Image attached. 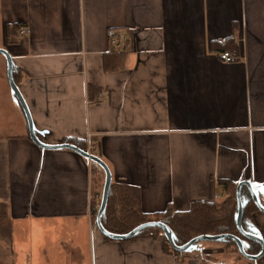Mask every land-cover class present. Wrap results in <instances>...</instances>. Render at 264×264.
<instances>
[{"label": "crops", "instance_id": "obj_1", "mask_svg": "<svg viewBox=\"0 0 264 264\" xmlns=\"http://www.w3.org/2000/svg\"><path fill=\"white\" fill-rule=\"evenodd\" d=\"M224 43L239 61L218 59ZM0 49L36 139L98 156L112 182L140 191L142 212L224 203L226 181L250 182L264 207V0H0ZM6 62L0 209L11 235H0V264H264L222 246L202 248L204 260L175 255L162 235L108 239L92 214L104 191L92 160L34 142ZM248 221L264 240V212Z\"/></svg>", "mask_w": 264, "mask_h": 264}, {"label": "trees", "instance_id": "obj_2", "mask_svg": "<svg viewBox=\"0 0 264 264\" xmlns=\"http://www.w3.org/2000/svg\"><path fill=\"white\" fill-rule=\"evenodd\" d=\"M226 49L222 51H230L239 53L237 47L229 48L227 43ZM221 53V52H220ZM14 68H13V78L16 81L14 76ZM16 83V82H15ZM66 144L74 145L80 149H82L78 143L76 142H65ZM83 150V149H82ZM85 150V149H84ZM86 151V150H85ZM91 155L99 158L98 156L91 153ZM100 159V158H99ZM95 167V175H98L100 178L98 182H101V186L105 185L106 172L105 168L96 161H92ZM101 174H98V170ZM226 185V189L228 192V199L222 204L218 205L214 202H193L191 205V209L188 211H175L172 207H168L165 211L155 213V214H147L142 212V201L141 194L137 188L120 185L112 182L108 202L105 207V210L101 216V226L105 230V232L116 235L123 236L134 229H136L139 225L146 224L149 222H160L166 225L167 229L172 233L173 240L175 244L179 246H184L189 243L191 240L198 236L207 235V236H216L221 234H232L234 236H238L241 239L245 240L244 249L245 252L252 256L256 254H260L262 251V246L259 243H255L243 235L237 229V214H238V202H237V188L238 184L232 182H223ZM247 197L249 200V204L254 205L255 208L253 210L248 211L249 207L244 202V198ZM241 201L243 202V218H242V227L246 233L253 234V231L248 227L245 220L251 213L258 211V207H256L254 201L252 200V196L246 186L241 188ZM247 207V208H246ZM214 210V212L211 211ZM207 213L213 215V220L208 219L207 221ZM201 218L204 219L200 220ZM96 219V218H95ZM215 226L213 230L206 228V225ZM97 225V219H96ZM152 235V236H161L164 235L163 230L160 227H149L142 230L136 236L140 235ZM0 235L5 238H10L11 231L9 227V223L7 220L5 209H0ZM135 236V237H136ZM165 236V235H164ZM133 238V237H132ZM131 238V239H132ZM108 239H111L108 237ZM181 239L183 241L181 242ZM114 240V239H111ZM219 242L223 241L226 243V251L231 252L235 251L238 254L239 250L234 240L231 239H221ZM252 244L251 246H256V253H250V247L248 244ZM197 245V243L195 244ZM163 248L166 252L173 253L175 255H181L176 250H174L168 240L166 239L163 243ZM258 250V251H257ZM187 252V251H186ZM241 255V254H240Z\"/></svg>", "mask_w": 264, "mask_h": 264}, {"label": "water", "instance_id": "obj_3", "mask_svg": "<svg viewBox=\"0 0 264 264\" xmlns=\"http://www.w3.org/2000/svg\"><path fill=\"white\" fill-rule=\"evenodd\" d=\"M0 54L4 55L6 60H7V76H8V81H9V85L12 89V91L14 92V94L17 96L18 98V101H20V103L22 104L24 110H25V113H26V116L28 118V122H29V126H30V133H31V137L32 139H34V142L39 145L40 147L42 148H45L46 150L47 149H70V150H73L79 154H81L82 156L86 157V158H89L90 160L92 161H96V162H99L104 168H105V172H106V179H105V185H104V191H103V197H102V204H101V207H100V210L97 214V228H99V230L106 236V237H109L111 239H115V240H129L131 239L132 237H135L138 233H140L142 230L146 229V228H149V227H160L163 232H164V235L166 237V239L168 240L170 246L180 252V253H185L187 250H189L190 248H192L193 245H195L196 243H199L201 241H218V240H221V239H231V240H234L237 247H238V250L239 252L242 254V256H244L245 258L247 259H251V260H255L256 258L260 257L261 255L259 256H250L248 255L246 252H245V249H244V243L243 241L241 240L240 237L238 236H234L232 234H221V235H216V236H207V235H202V236H198L196 238H194L193 240H191L189 243H187L186 245L184 246H177L173 240V235L172 233L167 229L166 225L163 224V223H160V222H149V223H146V224H142V225H139L136 229H134L133 231H131L130 233L126 234V235H123V236H116V235H111L107 232H105V230L103 229V227L101 226V216L105 210V207L107 205V202H108V196H109V191H110V187H111V184H112V176H111V173L108 169V167L106 166V164L104 162H102L101 159L91 155L89 152H86L74 145H71V144H61V145H57V146H47V145H44V144H41L35 137L34 135V132H33V127H32V122H31V118L29 116V112H28V109L24 103L23 100V97L21 95V92L19 91V88L17 86V84L15 83L14 81V78H13V60H12V57L11 55L3 50V49H0ZM243 186H246L252 196V199L256 205V207H258V209L262 212H264V207H262L259 199H258V196L257 194H255V191H254V188L253 186L251 185L250 182H247V181H241L239 184H238V188H237V202H238V214H237V220H235L237 222V229L238 231L240 232L241 235H243L245 238L251 240V241H254L255 243H260L262 245H264V241L260 238H258L256 235L254 234H250V233H246L245 230L243 229L242 227V218H243V205H242V201H241V188Z\"/></svg>", "mask_w": 264, "mask_h": 264}, {"label": "built area", "instance_id": "obj_4", "mask_svg": "<svg viewBox=\"0 0 264 264\" xmlns=\"http://www.w3.org/2000/svg\"><path fill=\"white\" fill-rule=\"evenodd\" d=\"M108 37H109V41L111 42V46H113V48L118 49L119 48V44L124 40V36L123 35H119L118 31L115 29H111L108 32ZM30 35V30L28 28H22L19 30V37H26ZM218 59L225 63V64H231V63H235L237 61H239L241 59V56L239 54H237V52H230V51H226V52H221L218 54ZM100 98V102H104L105 101V94L102 93ZM102 197L103 194H100L99 192H95L94 196H93V213L95 215V217H97V214L100 210L101 204H102ZM216 197V196H215Z\"/></svg>", "mask_w": 264, "mask_h": 264}, {"label": "rangeland", "instance_id": "obj_5", "mask_svg": "<svg viewBox=\"0 0 264 264\" xmlns=\"http://www.w3.org/2000/svg\"><path fill=\"white\" fill-rule=\"evenodd\" d=\"M255 194H256V192H255ZM222 204L223 203H218V205H222ZM253 208H255L254 205L252 206V204H250V207H249V210L248 211L253 210ZM211 211L214 212L213 209H211ZM206 219H207V221H208V219L213 220V215L207 213V218ZM200 220H203L204 221L203 218H201ZM245 222L246 223L249 222L248 221V217L246 218ZM205 227L208 228V229H210V230H213V228H215V226H212L210 224L209 225H206ZM162 236H163V239L166 240V237L164 235H162ZM182 241H183V239H181V242ZM224 245L225 244H224L223 241H221V242H219V241H201V242L197 243V245H193L192 248H190L189 250H187V252H185L184 254H186V253L189 252V254H191V257L194 258L195 256H197V257L202 258L204 260L206 258L205 257L206 254L203 255L205 249L202 252V248H206L207 249V247H210V246L220 247V246H224ZM184 254H182V255H184Z\"/></svg>", "mask_w": 264, "mask_h": 264}, {"label": "flooded vegetation", "instance_id": "obj_6", "mask_svg": "<svg viewBox=\"0 0 264 264\" xmlns=\"http://www.w3.org/2000/svg\"><path fill=\"white\" fill-rule=\"evenodd\" d=\"M242 241H244L243 239H241ZM264 241V240H263ZM224 246H226V243L224 242ZM260 244V243H259ZM249 246H251L252 244L250 243V244H248ZM261 246H262V251L260 252V254H256V255H252V256H259V255H261V256H263L264 255V245H262V244H260ZM224 246H222V247H224ZM224 249H225V251H226V248L224 247ZM258 251V250H257ZM250 253H252V252H255L256 253V246H251L250 247V251H249ZM260 256V257H261ZM260 257H258V258H260Z\"/></svg>", "mask_w": 264, "mask_h": 264}, {"label": "bare ground", "instance_id": "obj_7", "mask_svg": "<svg viewBox=\"0 0 264 264\" xmlns=\"http://www.w3.org/2000/svg\"><path fill=\"white\" fill-rule=\"evenodd\" d=\"M240 253V252H239ZM241 254V253H240ZM242 255V254H241Z\"/></svg>", "mask_w": 264, "mask_h": 264}]
</instances>
